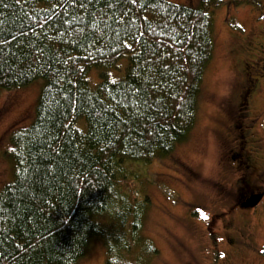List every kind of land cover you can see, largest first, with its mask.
Returning <instances> with one entry per match:
<instances>
[{
    "label": "trees",
    "instance_id": "trees-1",
    "mask_svg": "<svg viewBox=\"0 0 264 264\" xmlns=\"http://www.w3.org/2000/svg\"><path fill=\"white\" fill-rule=\"evenodd\" d=\"M222 4L0 0V92L44 83L10 138L0 264H80L95 239L107 264L158 257L146 176L130 165L170 157L196 130Z\"/></svg>",
    "mask_w": 264,
    "mask_h": 264
},
{
    "label": "rangeland",
    "instance_id": "rangeland-1",
    "mask_svg": "<svg viewBox=\"0 0 264 264\" xmlns=\"http://www.w3.org/2000/svg\"><path fill=\"white\" fill-rule=\"evenodd\" d=\"M166 1L196 7L204 0ZM222 1L214 10L215 53L206 73L196 130L170 157L148 167L130 165L133 174L146 176L144 190L152 202L144 230L159 250L152 264H264V198L255 209L240 207L244 196L264 195V78L251 110L242 112L238 107L249 86L245 69L257 77L254 63L258 58L264 64L260 52L264 51V0L259 7ZM120 72L113 70L111 77ZM91 76L95 84L97 76ZM43 85L0 92V191L14 178L10 138L34 119ZM242 126L244 133L235 129ZM242 134L255 158L250 180L233 161L245 154L235 153ZM80 264H107L100 240L91 242Z\"/></svg>",
    "mask_w": 264,
    "mask_h": 264
},
{
    "label": "flooded vegetation",
    "instance_id": "flooded-vegetation-1",
    "mask_svg": "<svg viewBox=\"0 0 264 264\" xmlns=\"http://www.w3.org/2000/svg\"><path fill=\"white\" fill-rule=\"evenodd\" d=\"M261 53L264 54V51H260ZM257 61L260 63L261 60H258L257 58ZM258 62H255V66L258 67L259 69L256 70V72L259 73V75H257V77H255V75H252L251 77V74H249L248 72V69H245V78H246V82L245 84L246 85H249L248 86V89L244 92L241 93L240 97H239V104H238V107L241 109V111H245V112H249L251 110V101L253 100V97L255 96V92L257 91V87H259V83H260V80L261 78H264V64L261 63L259 64ZM262 75V76H260ZM250 87V89H249ZM256 90V91H255ZM240 109L239 112H240ZM247 115V116H246ZM249 114H244L242 119L243 120H246L245 118L248 117ZM235 129H240L244 132H246L244 130V127H235ZM240 140H242V143L237 147V150H235L236 152L235 153H240L241 152H245V154H239L238 157H234L233 161L234 163H238L239 164V169L240 170H246V174H244V177H247L249 180L251 179L250 175H248V173H252V169L253 167L255 166V158H253L251 156V154L248 152L247 150V146H248V143L247 142V137H246V134H242V136L239 138ZM241 158V159H239ZM243 160V161H241ZM264 174L261 175V177L263 178ZM259 195H263V193H250L248 196H244L242 199H241V203H240V207L242 208L243 204L246 203L248 200H250L251 198L255 197V196H259ZM249 210V209H248Z\"/></svg>",
    "mask_w": 264,
    "mask_h": 264
},
{
    "label": "water",
    "instance_id": "water-1",
    "mask_svg": "<svg viewBox=\"0 0 264 264\" xmlns=\"http://www.w3.org/2000/svg\"><path fill=\"white\" fill-rule=\"evenodd\" d=\"M263 197H264V195H259V196H255V197L251 198L250 200H248L246 203L243 204L242 208L253 209V208L257 207L261 203Z\"/></svg>",
    "mask_w": 264,
    "mask_h": 264
},
{
    "label": "snow or ice",
    "instance_id": "snow-or-ice-1",
    "mask_svg": "<svg viewBox=\"0 0 264 264\" xmlns=\"http://www.w3.org/2000/svg\"><path fill=\"white\" fill-rule=\"evenodd\" d=\"M205 219H207V216H205Z\"/></svg>",
    "mask_w": 264,
    "mask_h": 264
}]
</instances>
